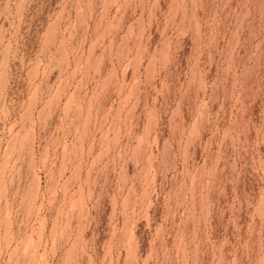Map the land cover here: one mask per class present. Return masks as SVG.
<instances>
[{"label":"rangeland","instance_id":"rangeland-1","mask_svg":"<svg viewBox=\"0 0 264 264\" xmlns=\"http://www.w3.org/2000/svg\"><path fill=\"white\" fill-rule=\"evenodd\" d=\"M0 264H264V0H0Z\"/></svg>","mask_w":264,"mask_h":264}]
</instances>
